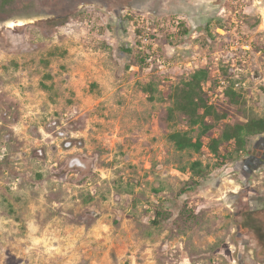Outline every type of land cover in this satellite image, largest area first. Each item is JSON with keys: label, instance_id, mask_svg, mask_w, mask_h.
Instances as JSON below:
<instances>
[{"label": "rangeland", "instance_id": "1", "mask_svg": "<svg viewBox=\"0 0 264 264\" xmlns=\"http://www.w3.org/2000/svg\"><path fill=\"white\" fill-rule=\"evenodd\" d=\"M1 2L0 264H264V220L230 199L260 133L208 146L264 118V0Z\"/></svg>", "mask_w": 264, "mask_h": 264}, {"label": "trees", "instance_id": "2", "mask_svg": "<svg viewBox=\"0 0 264 264\" xmlns=\"http://www.w3.org/2000/svg\"><path fill=\"white\" fill-rule=\"evenodd\" d=\"M9 1L12 0H2V6ZM124 51L129 52L130 49L125 48ZM201 74L203 73L198 72L194 74L192 81L188 83V88L183 90L178 97L179 101H177V108L190 116V123L192 125L204 122L205 116L211 113L210 106L202 98L199 91H197L198 88L201 90V83L199 81ZM202 108L204 109V113L200 111ZM211 126L212 125L206 124L202 130L201 136H207ZM262 132H264V118H253L243 124H228L222 130L220 136L208 137V146L213 152L217 153L222 144L228 143L234 139L237 144L236 149L240 151L245 147L249 135ZM171 138L179 149L191 147L200 150L205 145L201 137L194 141L193 137L185 133H174L171 135Z\"/></svg>", "mask_w": 264, "mask_h": 264}, {"label": "flooded vegetation", "instance_id": "3", "mask_svg": "<svg viewBox=\"0 0 264 264\" xmlns=\"http://www.w3.org/2000/svg\"><path fill=\"white\" fill-rule=\"evenodd\" d=\"M236 162L234 170L236 177L232 181L239 182L240 186L239 189L233 190L230 199L234 202L244 200L257 218L264 220V132L252 141L242 156L236 159ZM239 235L244 234L239 233ZM243 243L247 241L241 240L242 245ZM240 264L246 263L242 260Z\"/></svg>", "mask_w": 264, "mask_h": 264}, {"label": "water", "instance_id": "4", "mask_svg": "<svg viewBox=\"0 0 264 264\" xmlns=\"http://www.w3.org/2000/svg\"><path fill=\"white\" fill-rule=\"evenodd\" d=\"M62 134H64V133H62ZM72 144V141L71 140H67L66 141V145L68 146V145H71ZM73 162L74 163H76V164H78V165H83L80 161H78V160H73ZM229 170H233V168H230Z\"/></svg>", "mask_w": 264, "mask_h": 264}, {"label": "bare ground", "instance_id": "5", "mask_svg": "<svg viewBox=\"0 0 264 264\" xmlns=\"http://www.w3.org/2000/svg\"><path fill=\"white\" fill-rule=\"evenodd\" d=\"M21 23V22H20ZM15 24V23H14Z\"/></svg>", "mask_w": 264, "mask_h": 264}]
</instances>
